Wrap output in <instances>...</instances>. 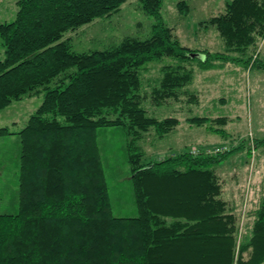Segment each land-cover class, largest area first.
<instances>
[{
    "label": "trees",
    "instance_id": "16d2710c",
    "mask_svg": "<svg viewBox=\"0 0 264 264\" xmlns=\"http://www.w3.org/2000/svg\"><path fill=\"white\" fill-rule=\"evenodd\" d=\"M127 1L18 0L13 21L0 23V111L43 92L21 130L0 128V137L20 140L17 208L0 214V264H264V200L241 232L214 169L244 142L147 162L140 145L148 131L162 139L179 125L147 116L143 106L177 100L192 80L187 64L208 70L232 63L264 73V52L255 54L264 40V0H227L207 21L222 52L182 46L163 22L162 0H138L154 21L147 39L72 49L67 33L116 15ZM177 8L184 14L188 6ZM162 58L174 64L161 68L147 93L141 74ZM188 121L227 136L224 117ZM106 129L121 138L114 144L129 169L134 217L111 213L98 142ZM260 147L263 138L248 147V159Z\"/></svg>",
    "mask_w": 264,
    "mask_h": 264
},
{
    "label": "rangeland",
    "instance_id": "374dc122",
    "mask_svg": "<svg viewBox=\"0 0 264 264\" xmlns=\"http://www.w3.org/2000/svg\"><path fill=\"white\" fill-rule=\"evenodd\" d=\"M17 1L0 0V23L13 21ZM181 1L188 6L184 14L177 8ZM226 1L162 0L161 16L182 46L199 51L222 52L218 33L207 21L222 12ZM153 23V19L141 11L138 0H128L116 15L98 19L67 33L65 37L70 39L72 49L78 53L101 51L117 45L125 37L147 39ZM3 52L0 46V60L4 57ZM263 52L264 40L257 45L255 54ZM172 64V59L162 58L145 66L141 80L147 93L152 86L150 83L161 76V68ZM215 66L218 67L202 70L197 66V61L187 64V69L193 71L192 80L177 100H168L159 107L151 105L149 101L144 103L147 116L157 119L173 117L178 119L179 125L162 139L148 131L140 143L145 151L142 162L198 147L213 150L225 146L231 149L244 142L242 150L214 167L221 178V197L234 209L242 232L264 200V148L252 149L249 159L246 155L254 140L264 139V73L247 71L241 65L232 63H216ZM42 100L43 92H40L13 102L0 111V128L8 127L11 132L17 133ZM194 117L226 118L223 127L226 138L191 125L188 120ZM110 132L111 129H106L99 135L98 142L111 213L115 217H134L136 209L127 175L129 169L114 144L121 142V138L110 135ZM19 155L18 135L0 137V214L13 213L17 208Z\"/></svg>",
    "mask_w": 264,
    "mask_h": 264
},
{
    "label": "crops",
    "instance_id": "0c3cea01",
    "mask_svg": "<svg viewBox=\"0 0 264 264\" xmlns=\"http://www.w3.org/2000/svg\"><path fill=\"white\" fill-rule=\"evenodd\" d=\"M216 67H218V66H215L214 68H216Z\"/></svg>",
    "mask_w": 264,
    "mask_h": 264
}]
</instances>
